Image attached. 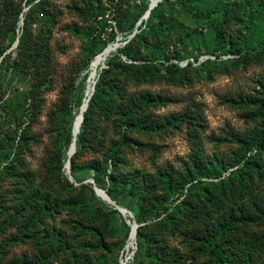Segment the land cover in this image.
<instances>
[{
  "label": "rangeland",
  "instance_id": "obj_1",
  "mask_svg": "<svg viewBox=\"0 0 264 264\" xmlns=\"http://www.w3.org/2000/svg\"><path fill=\"white\" fill-rule=\"evenodd\" d=\"M12 1L24 12L29 6H36L38 1L44 2L45 9L37 12L30 29L31 42L42 47V53L46 51L40 57V66L47 80L40 90L32 91L38 100L37 113L28 122L26 120L24 128L21 127L22 142L19 143L20 131H17L0 160V264H30L35 261L36 242L31 236L47 231L60 232L70 243V249L42 264H72L75 257L81 259L84 256L87 261L82 264H121L123 260L126 264L160 263L154 260L146 244L138 248L135 238L127 247L130 223H135L133 214L139 212L138 205L121 197V191L114 189L117 199L122 201L120 206L132 215L128 223L129 217L123 216L92 189L94 181H90L97 174L103 181L102 185L113 190L107 175L112 171L109 156L117 140V129L113 126L116 118L108 120L101 114H95L92 136L69 168L72 181L65 170V154L70 146L66 136L72 130L90 85V63L108 45L117 44L119 47L124 44V39L131 36L135 29V21L144 14L149 0H122L116 16L122 20L120 28L115 25L116 20L108 10L109 0ZM96 3L104 9L103 26L98 31L94 30L92 14L88 9L89 5ZM160 3L157 13H160L161 23L153 20L150 27L145 28V38L150 47L154 45L155 32L158 31L160 35L166 33L162 44L167 51L186 49L187 43L182 39L185 32L193 33L195 40L202 39L203 42L191 45L181 54L185 58L178 61L174 78L169 72L161 71L157 79L132 83L126 88L129 94L160 95L166 102L146 109L144 118L150 116L155 121V128L129 134L133 142L121 148L123 164L118 167V172L137 170L142 174L155 175L167 166L180 172L195 151L207 161L229 162L233 153L241 152L232 135L248 137L260 127V120L252 116V108L235 101L239 96L262 97L258 82L264 79V58L260 59L261 62L246 59V64H242L237 53L227 51L239 49L240 55H243L247 51L253 54L261 50L264 45V0H161ZM200 13L209 15L204 19L199 16ZM22 19V15L12 18L0 32L5 45L13 36L12 32L15 34L6 53L17 46ZM220 22H223L222 31L235 43L233 48H217L215 45L213 35ZM159 39L157 41L161 43L162 37L159 36ZM115 51L97 72L106 68ZM213 51H216L217 58L211 55ZM186 61H191L192 65L184 71ZM33 74V65L20 70L19 74L0 72L1 81L15 83L18 91L12 99L17 104L21 100L23 102L22 95L29 92ZM184 74L187 79H184ZM28 103L29 100L25 105L22 103L25 118L29 111ZM184 112L194 118L181 122L172 119ZM150 125L147 122L146 128ZM255 159L260 161L264 171V155ZM240 166L241 162H237L226 170H220L215 165L219 177L200 179L204 183L218 185L221 179L229 177ZM262 175L264 177V173ZM237 185L235 183L233 187ZM227 187L224 186L227 196L222 194L221 187L215 189L214 194L227 204L232 200L237 204L244 202L241 189L231 196ZM251 190L253 197L247 204L244 203L248 209L251 201L264 196V178H255ZM188 192L170 194L165 207L167 211H160L157 219L164 217L165 213L177 215V205ZM201 193L198 188L192 190V194ZM196 200L192 195V201ZM26 202H33V206L47 204L53 208L35 224L34 232L26 227L31 219V214L23 208ZM112 209L118 213H112ZM151 222L153 220H147V223ZM169 229L168 225L155 229L157 241L167 249L163 254L175 251L181 256L183 264H214L209 256L200 252L196 242H189ZM261 231H264V222L239 231L235 236L246 246ZM22 233L29 236L24 237L22 242L9 243L11 238H19ZM257 261L264 264V254Z\"/></svg>",
  "mask_w": 264,
  "mask_h": 264
},
{
  "label": "trees",
  "instance_id": "obj_2",
  "mask_svg": "<svg viewBox=\"0 0 264 264\" xmlns=\"http://www.w3.org/2000/svg\"><path fill=\"white\" fill-rule=\"evenodd\" d=\"M30 2L32 0H28V3ZM121 2L122 0H109L108 10L113 14V19L116 20L115 25L118 28L122 25V20L116 17ZM160 4L158 2L150 10L148 17L141 20L139 24L137 23L144 14L135 21L134 24L136 26L131 33L133 35L125 38L124 44L116 48L115 53L107 61L106 68L96 72L98 77L95 76L94 89L87 101V107L83 112L79 130L75 135V150L69 157V168H72L74 158L92 136L91 131L95 128V114H101L104 119L108 120L111 117L116 118L117 121L113 126L117 129V140L114 142L113 153L109 156V164L112 171L107 175L108 181L112 183L113 190L105 188L102 185V179L97 174L92 177L94 181L92 189L94 191V186H97L105 190L109 199L115 205L120 206L122 201L117 199V195L114 192V189H119L121 197L124 196L125 199L133 200L138 205L139 212L133 214V219L138 225L135 233L137 247L141 248L142 245L146 244L147 248L151 250L154 260L160 262L155 264H183L181 256L175 251L163 254L167 249L162 247L160 242L157 241L158 235L155 229L158 227L166 228V225H168L171 233L178 232L187 241L196 242L201 248L199 249L201 250L200 252L209 256L214 264H258V258L264 254V231L255 234L253 240L249 241L246 246H243L235 235L239 231H245L250 226L261 225L264 222V196L261 199L255 198L251 201L249 209L244 205L253 197L251 185L254 183V179L264 178L262 175L264 173L263 165L255 159L256 156L262 157L264 155V79L258 82V86L261 89V98L239 96L235 101L238 104L252 108V116L260 120V127L248 137L232 135L241 152L233 153L229 162L224 160L207 161L201 159L199 153L195 151L190 155L189 163H185L184 170L180 172L175 171L171 166L159 169L155 175L142 174L137 170L130 173L118 172V167L123 164L121 161V150L133 142L129 134L131 132L149 131L155 128V121L150 116L146 115V119L144 118L146 109L166 102L160 95L149 93L146 95L129 94L126 88L132 83L157 79L161 71L169 72L174 78L173 73L174 70H178V61L185 58L181 57V54L186 52L191 45L202 41V39L195 40L193 33L185 32L182 34V39L187 43L186 49L178 52L167 51L162 44L166 38V33L164 32V34L160 35L161 32L158 31L155 32L154 40L156 41L150 47L145 38L147 33L145 28L150 27L153 20L161 23L160 13H157ZM44 9L43 1H38L36 6H29L25 12L21 6L16 5L12 0L0 1L1 33L12 18H17L19 15L23 16L21 34L15 49H11L6 53L9 43L15 39L14 32H12L13 36L6 45L0 38V72L10 71L11 73L19 74L20 70L26 69L30 65H33V70L35 71L31 78L29 92L22 95L23 102L21 100L19 104L12 99L18 91L15 83L0 80V160L7 152L8 144L13 140V134L17 133V131H20L19 140L21 139V141L19 143L22 142L21 133L23 129L21 127L23 126L24 128L27 125L26 120L28 122L37 113L38 105L36 102L38 100L36 96L32 95V91L40 90L47 80L45 73L41 72L43 67L40 66V57L46 51L42 53V47H37L31 42L30 29L37 12H42ZM88 9L89 13L92 14L94 30H100L104 20L103 18L98 20V17H103L104 9L100 3L89 5ZM147 9L148 5L143 13ZM208 15L209 13L199 14L204 19ZM222 27L223 22L218 23L215 27L216 31L213 35L215 45L217 48L225 49L227 46L233 48L235 43L225 35ZM167 30L169 31L170 28H167ZM194 35L198 34L195 33ZM159 36L162 37L161 43L158 42L160 40ZM188 39H190L189 42ZM251 50L254 49L252 48ZM215 52L213 51L211 55L217 58ZM227 52L237 53L242 64H246V59L261 62L260 59L264 58V45L260 51L253 54L247 51L240 55L241 51L239 49L228 50ZM186 63L184 71H187V67L192 65L191 61H186ZM184 77V79H187L186 74H184ZM28 100L29 111L27 118H25L26 115L23 114L24 106L22 107V103L25 105ZM193 118V115L184 112L182 115L172 119L181 122L184 119ZM147 122L151 123L149 128H146ZM66 137L69 145L72 141L71 129L67 132ZM67 152L65 154V164L68 157ZM237 162H241V166L226 179H221L218 185L204 183L200 179L201 177L208 178L210 176L219 177L216 173L215 165H218L220 170H226L228 166L231 167ZM94 170L97 172L96 168ZM70 175H72V171ZM193 181L196 182L193 183ZM235 183L238 184L236 188L233 187ZM188 184H190L189 187H187ZM225 185L228 186L231 196L238 192L237 189H241V194L244 195V202L237 204L232 200L227 204L226 201H222L221 198L214 194V190L221 187L222 194L227 196L224 191ZM195 188L201 190L202 193L200 195L192 194V190ZM184 190L189 192L179 201L177 215L165 213L164 217L157 219L160 211H167V208H165L167 197L172 193L180 195ZM192 195L197 199L195 202L192 201ZM23 208L31 214V219L28 220V225L26 226L30 228V232H34L35 224L40 222L41 217L46 212L51 213L53 211L52 206L47 204L33 206V202H26ZM111 212L118 213L116 209H112ZM150 219L153 222L147 223V220ZM128 220L130 221V218ZM142 223L144 224L141 225ZM27 236L29 235L22 233L19 238H11L9 243L22 242L24 237ZM31 237L36 242V257L35 261L30 264L48 262L70 249V243L61 236L60 232L47 231L41 235L33 233ZM86 261L85 256L81 259L75 257L72 264H82Z\"/></svg>",
  "mask_w": 264,
  "mask_h": 264
},
{
  "label": "water",
  "instance_id": "obj_3",
  "mask_svg": "<svg viewBox=\"0 0 264 264\" xmlns=\"http://www.w3.org/2000/svg\"><path fill=\"white\" fill-rule=\"evenodd\" d=\"M160 1H161V0H157V1L155 2V4H154L153 7H155V6L157 5V3L160 2ZM150 9H152V7H149V8L145 11L144 15H143L142 18L138 21L137 24H139V23L141 22V20L146 19V18L148 17ZM132 35H133V34H132ZM132 35H131V36H132ZM117 46H118L117 44H113V47H114L115 49H116ZM91 83H92V85H91V90L93 91V89H94V84H95V80L92 81ZM85 96H87V93H86ZM88 100H89V97L84 98V99H83V103H82V105L80 106V109H79L80 123H81L82 118H83V112L85 111V109H86V107H87V101H88ZM84 101H86V102H84ZM80 123L78 124V127L76 128V131H75V132L73 131V128H72V141H71L70 146H69V148H68V151L71 149V154H73V152H74V150H75V135H76V133H77L78 130H79ZM67 153H68V152H67ZM71 154H70V155H71ZM65 170H66V174H67V176H68V179H69L70 181H72V177H71V175H70V173H69V156L67 157V161H66V164H65ZM90 182H93V180H91ZM94 192H95V194H96L97 196H99L101 199L105 198V199L107 200V203H110L111 205H113L114 208H116V209H117V210H118L123 216H127V217H129V218L132 217L131 213H130L127 209H125V208H123V207H121V206L115 205L114 202H112V201L109 199V197L106 195V193H105L102 189H100V188L94 186ZM128 223H130L129 220H128ZM136 228H137V225L132 221V222L130 223V233H131L132 230H133V233H134V237H133V238H135ZM129 238H130V235H129ZM133 241H134V240H133ZM132 243H133V242H132ZM132 246H133V244L131 245V247H132ZM120 263H121V264H126V260H124V261H122V262H120Z\"/></svg>",
  "mask_w": 264,
  "mask_h": 264
},
{
  "label": "bare ground",
  "instance_id": "obj_4",
  "mask_svg": "<svg viewBox=\"0 0 264 264\" xmlns=\"http://www.w3.org/2000/svg\"><path fill=\"white\" fill-rule=\"evenodd\" d=\"M157 0H149V3H148V8L149 7H152L154 6L155 2ZM151 10V9H150ZM150 12V11H149ZM115 48L113 47V45H108L102 52L98 53L95 58L91 61L90 63V73H89V80H90V85L88 87V91H87V97H90L91 95V85H92V81L95 80L96 82V78L95 76L97 75L96 72L97 70L103 65V63L105 62L106 58L109 56V54L114 50ZM86 102V101H84ZM80 123V115H79V112L78 114L76 115V118H75V121H74V127H73V131L75 132L76 131V128L78 127V124ZM71 149L68 151V156L70 157L71 155ZM104 201L107 202V200L105 198H103ZM113 206V205H112ZM134 233H133V230L132 232L130 233V238H129V242L127 244V247L132 243V241L134 240ZM124 261V260H123ZM122 262V261H121Z\"/></svg>",
  "mask_w": 264,
  "mask_h": 264
},
{
  "label": "built area",
  "instance_id": "obj_5",
  "mask_svg": "<svg viewBox=\"0 0 264 264\" xmlns=\"http://www.w3.org/2000/svg\"><path fill=\"white\" fill-rule=\"evenodd\" d=\"M104 17L106 18V17H107V14L104 15ZM101 18H103V17L99 16V17H98V20H100Z\"/></svg>",
  "mask_w": 264,
  "mask_h": 264
}]
</instances>
